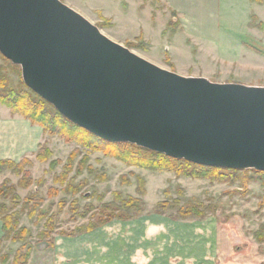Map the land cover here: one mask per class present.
I'll list each match as a JSON object with an SVG mask.
<instances>
[{
  "label": "rangeland",
  "instance_id": "rangeland-1",
  "mask_svg": "<svg viewBox=\"0 0 264 264\" xmlns=\"http://www.w3.org/2000/svg\"><path fill=\"white\" fill-rule=\"evenodd\" d=\"M62 1L98 26L103 34L136 54L148 58L149 52H153L163 57L160 65L156 63L158 66L178 73L166 53L170 52L177 54L183 71L192 73L206 67L211 70L209 72H214L209 79L211 81L264 86V27L258 26L260 22L264 23L263 4L252 0ZM167 7L178 11L176 14L182 21L183 29L176 31L180 22L174 11ZM252 15L256 16L254 24ZM140 26L148 31L153 45L146 42L142 34L129 38L139 33ZM164 27L167 34L161 33ZM187 34L192 45L196 42L203 45L200 63L189 62L191 56L186 48ZM168 45L169 50L166 49ZM193 54L195 56L196 50H193ZM1 56L0 64L6 66ZM7 74L13 85L18 84L20 68L8 70ZM42 144L52 154L44 162L37 161L35 154L28 157L32 160L29 168L33 181L31 186H19V176L11 170H4L0 174V184L8 180L14 185V194L19 197L17 202L0 199V204H5L8 211L16 213L19 227L29 231L26 240L15 242L6 239L2 231L0 264H11L15 253L24 247H49L48 242L52 244L56 236L71 232L78 234V227L100 220L101 215L106 213L103 206L115 199L114 193H119L123 199L138 197V176L145 183V195L141 196L144 210L138 214L133 211L125 213L134 217L148 212L158 213L154 211L156 204L168 201L171 205L160 214H166L169 220L195 221L203 218L207 225H212L225 235L234 251L220 259L222 264H264V240L259 241L257 237L259 231L264 235V188L261 179L264 176L248 172L250 180L246 185L240 180L210 181L128 166L101 151L90 150L76 142L67 143L57 135L44 133ZM75 149L78 153L72 159V169L63 181L56 180L60 179L69 155ZM84 158V166L79 168ZM52 161H56L53 168L50 167ZM35 162L36 166L33 167ZM242 175L238 174L240 178ZM27 197L31 200L24 208ZM190 204L200 205L204 216L178 217V209ZM29 208L36 213L32 217L29 216ZM125 209L120 208L121 211ZM39 213L53 215L55 221V229L43 240L38 238V234L45 230L47 219L38 218ZM152 222L160 224L149 221Z\"/></svg>",
  "mask_w": 264,
  "mask_h": 264
},
{
  "label": "water",
  "instance_id": "water-1",
  "mask_svg": "<svg viewBox=\"0 0 264 264\" xmlns=\"http://www.w3.org/2000/svg\"><path fill=\"white\" fill-rule=\"evenodd\" d=\"M0 54L69 121L209 167L264 172V86L163 68L62 0H0Z\"/></svg>",
  "mask_w": 264,
  "mask_h": 264
},
{
  "label": "crops",
  "instance_id": "crops-1",
  "mask_svg": "<svg viewBox=\"0 0 264 264\" xmlns=\"http://www.w3.org/2000/svg\"><path fill=\"white\" fill-rule=\"evenodd\" d=\"M167 8L178 13L172 7ZM177 20L180 26L176 31L183 29L178 16ZM164 29L161 33L167 34ZM140 34L152 44L148 31L142 26L137 35L129 38ZM191 46L196 50L195 56ZM186 48L191 56L189 62L200 63L203 45L200 42L192 45L187 34ZM166 49L169 50V45ZM166 53L182 75L211 79L214 73L201 66L196 72L183 71L177 54ZM162 58L149 52L145 59L160 65ZM42 142L44 132L40 126L32 125L21 116H12L9 109L0 104V159L19 161L24 157L30 158ZM150 220L160 224L149 223ZM196 220H169L166 214L149 212L128 220L114 219L88 232L56 236L49 247H33L27 264H222L220 259L234 251L233 245L227 243L225 235L207 225L203 218Z\"/></svg>",
  "mask_w": 264,
  "mask_h": 264
},
{
  "label": "trees",
  "instance_id": "trees-1",
  "mask_svg": "<svg viewBox=\"0 0 264 264\" xmlns=\"http://www.w3.org/2000/svg\"><path fill=\"white\" fill-rule=\"evenodd\" d=\"M252 1L264 5V0ZM173 13L176 14L175 12ZM255 19L256 16L252 15L253 24L256 22ZM258 26L264 27V23L260 22ZM1 57L7 65L5 66L0 64V104L6 106L12 116H21L30 121L32 125L40 126L43 132L49 136L57 135L67 143L76 142L77 144H80L90 150L101 151L104 155L113 157L128 166L139 167L151 171L173 172L176 176L202 178L220 182L240 180V182L244 185H246L250 180V176L247 175L248 172L264 176V172L257 171L255 169L237 170L203 166L184 159H175L135 144L105 141L61 115L51 104L27 88L21 77L18 84L13 85L7 71L11 69L18 70L20 67L11 63L3 56ZM77 153L78 150L75 149L69 155L68 163L64 166V172L61 174L60 179L56 180H64L68 171L72 169V159ZM51 154V150L45 144H41L35 153V158L39 162H44L51 157ZM84 163L85 158L80 161L79 168L83 167ZM54 165H56V161H52L50 163L51 168H53ZM31 166L32 160L28 157H24L19 161L0 159V174L4 170H11L14 174L19 176V186L29 187L33 183L31 172L29 170ZM238 174L243 175L240 178ZM261 179L262 186L264 188V179ZM144 184V179L138 176L136 187L137 194L139 195L138 197L130 196L127 199H123L119 193H114L115 199L103 206V211L106 213L101 215L100 220L97 222H91L87 226L78 227V234L91 231L114 219L128 220L135 218L125 212L133 211L135 214H138L144 210V201L141 198V196L145 195ZM14 191V185L10 184L8 180H4L0 184V199H10L13 202H17L19 197L14 194ZM30 200L31 198L29 197L24 199V208H27L25 204H27ZM170 205L171 203L168 201L159 202L154 207V211L160 213ZM199 206L197 204H190L185 207H180L178 209V217L186 218L192 215L197 217L204 216V212ZM120 208H126V211H121ZM35 214L34 209L29 208V216L32 217ZM37 217H46L47 219L45 230H41L38 234V238L43 240V238L49 236L48 233L50 231L52 232L55 229L54 216H47L46 214L39 213ZM0 219L2 223L3 236H5L6 239H10L14 242L26 240L29 234L28 229L25 227H19V219L16 213L8 211L6 205L2 203L0 204ZM75 234L76 233L71 232L67 235ZM257 237L259 241L264 240V235H261L260 231L257 232ZM48 243L51 245L50 241ZM31 251L32 246H27L22 248V250H18L13 257L11 264H27Z\"/></svg>",
  "mask_w": 264,
  "mask_h": 264
}]
</instances>
